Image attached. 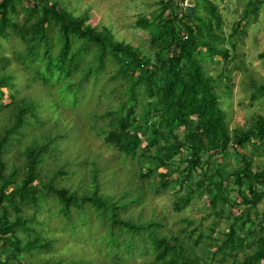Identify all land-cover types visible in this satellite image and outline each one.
<instances>
[{
  "label": "trees",
  "instance_id": "obj_1",
  "mask_svg": "<svg viewBox=\"0 0 264 264\" xmlns=\"http://www.w3.org/2000/svg\"><path fill=\"white\" fill-rule=\"evenodd\" d=\"M21 1L0 0V40L15 39L22 47L11 56L0 54V112L6 110L0 125V255L25 259L23 264H95L65 258L26 260V253L34 257L36 251L53 249L55 237L40 233L46 232L47 221H38L37 214L57 207L56 213L66 220H95L100 243L112 251L109 258L115 264H125L135 254L145 257L142 264H264V207H258L264 196V172L252 170V157L239 151L248 143L257 154L254 148L264 145V114L248 128H229L217 80L206 62L217 54L229 57L222 46L223 34L213 28L214 23L220 25L216 4L192 0L188 13L186 7L178 9L179 0H164L167 13L139 17L137 23L148 35V55L115 39L106 27L90 24L86 11L69 12L58 0H26L21 21L17 6ZM263 3L249 0L250 7L234 23L232 33L249 11L256 16ZM258 57L264 58V50ZM20 71L26 75V87L38 83L42 90L17 96ZM103 79L121 83L119 101L115 109L98 114L109 116V121L96 132L125 160L127 189H119L113 176L119 165L112 160L105 162L113 168L103 167L108 168L106 182L114 183V188H101L98 173L103 167L96 157L80 160L86 169L79 183H62L75 160L60 149L70 139L69 126L59 128L53 117V132L40 136L33 132L52 113L58 114L59 106H80L87 87L93 92ZM6 87L12 88L10 94L3 91ZM258 90L264 94V89ZM94 104L101 106V99ZM15 147L20 165L14 159L5 172L4 158ZM229 160L240 166L230 168ZM174 172L178 176L172 177ZM171 183L177 186L173 210L204 196L212 220L194 224L193 218L182 217L187 223L174 232L167 227L166 216L145 207L150 191L161 195ZM47 195L52 196L51 205ZM222 221L224 227L215 230ZM195 232L196 238L188 242ZM0 264L8 260L0 256Z\"/></svg>",
  "mask_w": 264,
  "mask_h": 264
},
{
  "label": "rangeland",
  "instance_id": "obj_2",
  "mask_svg": "<svg viewBox=\"0 0 264 264\" xmlns=\"http://www.w3.org/2000/svg\"><path fill=\"white\" fill-rule=\"evenodd\" d=\"M60 5H64L65 9L75 14H81L86 11L89 16V22L101 29L106 27L111 31L114 38L124 41L136 47L142 54H151L148 35L146 31L142 29L141 25L137 23L139 17L150 18V13L154 16L160 13H167L168 8L163 6L164 0H58ZM177 2V0H174ZM216 4L215 12L220 16V25L216 27L214 23V31L219 34H223L225 41L222 46L228 50V58H223L217 54L213 56V61H206L208 64V70L210 74L216 78L219 91L222 95L223 108L225 112V118L228 122L229 128L235 130L237 128H248L251 126L258 114H264V94H261L259 88L264 89V58L258 57V53L264 50V3L258 9V14H254L249 11L242 23L237 26V31L233 32L234 23L242 17L244 10L249 8V0H209ZM27 3L26 0H22L18 4L19 20L23 21L22 7ZM178 9L184 10L187 5L192 4V0H179ZM184 8V9H183ZM202 10V9H201ZM201 15L204 18H209V14L205 10L201 11ZM234 34L231 37L229 34ZM2 41V48H0V54L11 56L16 50H20L21 43L15 39L8 41ZM19 64L13 63L14 68L19 69ZM16 69V70H17ZM21 75L17 73L16 88H19V94L17 96H24L30 92H39L41 87L38 83H33L31 88L26 87L24 84L26 75L22 72ZM139 70H135V74H138ZM126 85V83H124ZM121 85V83H120ZM117 82H107L103 79V84H98L94 87L93 92L90 87L86 89V97L80 101V106L66 107L59 106L60 112L52 113L46 122L41 126L33 130L36 136H40L41 133L51 130L53 132V122L55 118L59 121V128L67 129L69 126L70 139L60 145L62 149L61 154L73 158L67 170L69 173L66 175L65 180L62 183L68 185H75L79 183L82 170H85V166L80 163V160H96L99 161L98 165L103 167L106 165L105 161H113L114 164L119 165L118 173L113 175L120 182V188L127 189L126 177L128 172H124L125 160L118 156V152L114 151L112 145H105L100 134H97V126L107 127L106 123L109 121V116L102 118L98 116L104 112L107 108L115 109L118 105L119 96L117 92H120V86ZM114 89V90H113ZM42 90V89H41ZM6 94L12 92V88H3ZM32 92V93H33ZM53 92V90H51ZM255 93L254 98L252 94ZM89 95V96H88ZM41 97V96H40ZM96 99H101V106L96 107L94 104ZM146 98L144 97L143 100ZM7 101V99L5 98ZM87 100L88 102H85ZM6 111V110H4ZM2 111V112H4ZM0 112V125L4 124L3 114ZM93 113L97 115L93 118ZM55 117V118H53ZM18 148H12V152L6 159L5 172L10 170V164L17 157ZM257 154L253 152V147L246 143L241 146L239 151L248 157H252L253 162L250 165L252 170H262L264 172V145H258L255 148ZM115 157H113V155ZM117 154V155H116ZM233 157V155H232ZM50 158V157H49ZM77 160V161H76ZM52 157L47 160L45 166H51ZM230 161V160H229ZM17 165H20V160H15ZM54 164V163H53ZM111 163H109L110 165ZM109 165H106L109 167ZM230 168H236L240 165L234 160H231L228 164ZM99 169V181L102 184L101 188L106 187L114 188V183L106 182L105 172H108V168ZM113 168L112 165H110ZM117 167V166H116ZM117 167V168H118ZM65 168V167H64ZM90 165H87V169ZM62 169V167H61ZM66 169V168H65ZM163 171V169H159ZM62 176V175H61ZM60 176V177H61ZM178 176V172H174L172 177ZM59 177V178H60ZM83 178V177H81ZM86 178V176H85ZM54 179V178H53ZM55 180V179H54ZM58 180V179H57ZM232 180V177H230ZM264 186V178H263ZM145 186L147 184L145 183ZM147 188L150 190L147 186ZM173 183L163 191L161 195H155L152 191L147 195V202L145 207L154 209L160 215L166 216L167 227L172 228L176 232L179 226H185L187 219L182 217L193 218L194 224L201 222L203 224L212 220L213 216L208 214V208L205 206V197L195 198L191 203L180 211L172 209V202L175 198V189ZM233 194H237L233 189ZM49 204H52V196L47 195ZM239 198H237V201ZM241 204V203H240ZM54 206V205H53ZM51 207V206H49ZM259 209L264 207L263 200L258 204ZM33 208L29 209V212ZM50 212L45 209L41 210L37 214V220L47 221L46 232H40L48 236L55 237L53 249L50 251H36L34 257H29L26 253V260L41 261L49 258L50 260H57L59 258H65L69 261L83 260L86 262H94L95 264H115L110 258L109 254L112 251H108L100 243V232L93 226L92 218L87 220H66L63 214H57L56 208H50ZM27 213V212H26ZM46 214L49 216L45 217ZM28 215V213H27ZM96 223H98L96 221ZM84 225V226H82ZM100 227V224H97ZM219 229L224 227V222L215 227ZM41 230V229H37ZM197 232L191 235V238L186 239L192 243L196 238ZM216 236V233L212 235ZM47 237V236H46ZM49 238V237H47ZM197 250V248H194ZM214 250V248H212ZM25 253V252H24ZM1 260H8L9 263L23 264L25 259L21 261L17 258L8 257L7 254H1ZM8 257V258H7ZM148 257V256H147ZM145 257H139L134 255L129 259H125V264H142ZM14 259V260H13ZM30 260V261H31Z\"/></svg>",
  "mask_w": 264,
  "mask_h": 264
},
{
  "label": "water",
  "instance_id": "obj_3",
  "mask_svg": "<svg viewBox=\"0 0 264 264\" xmlns=\"http://www.w3.org/2000/svg\"><path fill=\"white\" fill-rule=\"evenodd\" d=\"M186 8L188 10V13L192 12V5L191 4L187 5Z\"/></svg>",
  "mask_w": 264,
  "mask_h": 264
}]
</instances>
